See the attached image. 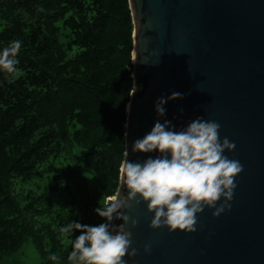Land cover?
Here are the masks:
<instances>
[{"label": "trees", "instance_id": "1", "mask_svg": "<svg viewBox=\"0 0 264 264\" xmlns=\"http://www.w3.org/2000/svg\"><path fill=\"white\" fill-rule=\"evenodd\" d=\"M132 32L128 0H0V52L22 42L18 71L0 70V263L27 242L40 264L70 263L81 233L59 228L105 222L95 209L120 181ZM44 166L54 167L47 181L21 202L16 185Z\"/></svg>", "mask_w": 264, "mask_h": 264}, {"label": "water", "instance_id": "2", "mask_svg": "<svg viewBox=\"0 0 264 264\" xmlns=\"http://www.w3.org/2000/svg\"><path fill=\"white\" fill-rule=\"evenodd\" d=\"M133 21V90L126 105L125 154L142 162L158 153L131 152V144L158 119L164 105L176 130L196 117L219 122L221 139L235 142L230 159L243 165L231 208L218 217L205 208L197 230L149 228L146 203L123 209L138 221L128 264H264V0H128ZM130 105V107H129ZM183 109V112H180ZM123 159V160H124ZM121 173L115 200L126 196ZM113 224L121 221L114 220ZM151 244L150 254L143 246ZM70 264V263H56Z\"/></svg>", "mask_w": 264, "mask_h": 264}, {"label": "clouds", "instance_id": "3", "mask_svg": "<svg viewBox=\"0 0 264 264\" xmlns=\"http://www.w3.org/2000/svg\"><path fill=\"white\" fill-rule=\"evenodd\" d=\"M37 11L44 9L38 7ZM21 45L17 39L0 52V70L8 74L18 71L16 57ZM175 99H183V94L173 92L154 102L158 119L149 132L132 142L131 152L156 151L158 155L134 162L128 159L127 150L120 164L126 196L120 198V194L95 209L105 222L97 226L69 222L59 228L60 234L69 238L74 230L81 233L71 239L72 250L67 257L70 264H128L125 257L131 259L138 254L132 247V232L126 228L129 221L133 228L138 221L130 220L123 211L133 200L137 205L146 203L147 212L152 214L149 228L167 227L169 232H196L198 216L205 208L214 209L213 217L230 210L237 187L235 178L243 171L238 160L225 155L226 151H234L235 142L221 139L219 122L203 117H196L180 130L171 120L161 122L159 118L167 111L164 105ZM114 220L121 223L113 224ZM143 251L150 254L151 244H145ZM49 259L57 261L59 257L52 253Z\"/></svg>", "mask_w": 264, "mask_h": 264}, {"label": "rangeland", "instance_id": "4", "mask_svg": "<svg viewBox=\"0 0 264 264\" xmlns=\"http://www.w3.org/2000/svg\"><path fill=\"white\" fill-rule=\"evenodd\" d=\"M74 151L78 152L79 147L74 146ZM53 169H54L53 166H51V168L44 166L42 167L39 176H34L30 181L16 185L15 190L16 192L19 193L21 202H23L24 200L26 201V199L30 198L31 195L35 193H39L40 189L38 187H41L47 181L48 177L52 173L51 170ZM83 174L86 177L88 192L90 194L95 193V191L97 190V182L94 174L89 171H84ZM111 197H107L105 201L103 200L102 197H100L98 199L96 208H98L99 206H104L105 203L107 204L110 201ZM9 260H11V262H9ZM40 263H41V258L36 253L32 244L30 242H27L24 243V245L18 251L10 255H7L6 258L2 260L0 264H40Z\"/></svg>", "mask_w": 264, "mask_h": 264}, {"label": "bare ground", "instance_id": "5", "mask_svg": "<svg viewBox=\"0 0 264 264\" xmlns=\"http://www.w3.org/2000/svg\"><path fill=\"white\" fill-rule=\"evenodd\" d=\"M113 199H114V197L112 196L110 200H113Z\"/></svg>", "mask_w": 264, "mask_h": 264}]
</instances>
